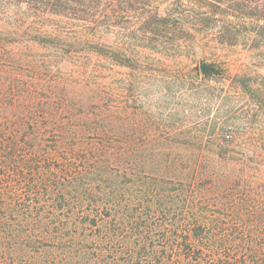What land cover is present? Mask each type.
Segmentation results:
<instances>
[{
	"label": "trees",
	"instance_id": "1",
	"mask_svg": "<svg viewBox=\"0 0 264 264\" xmlns=\"http://www.w3.org/2000/svg\"><path fill=\"white\" fill-rule=\"evenodd\" d=\"M260 70L264 0H0V264H264Z\"/></svg>",
	"mask_w": 264,
	"mask_h": 264
},
{
	"label": "rangeland",
	"instance_id": "2",
	"mask_svg": "<svg viewBox=\"0 0 264 264\" xmlns=\"http://www.w3.org/2000/svg\"><path fill=\"white\" fill-rule=\"evenodd\" d=\"M225 57H227V61L229 62V68L231 70V73L235 72V69L238 68L240 65L241 69L243 67H248L249 70L254 71L252 64L254 61H257V58H255L253 55H249L247 53H238L236 52H231V51H226ZM243 66V67H242ZM260 73H264L263 70H260ZM233 100L230 99V101H222L220 97L217 96V92L214 94V96L211 98V100H205L204 97L200 99V109H204L205 112H208L210 116L212 115H218L222 116L225 111H229L231 109H235L236 103L232 102Z\"/></svg>",
	"mask_w": 264,
	"mask_h": 264
}]
</instances>
